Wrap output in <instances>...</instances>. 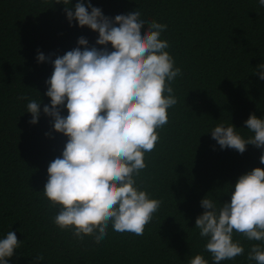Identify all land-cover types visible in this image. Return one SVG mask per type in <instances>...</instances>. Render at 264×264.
Segmentation results:
<instances>
[{"label":"trees","instance_id":"trees-1","mask_svg":"<svg viewBox=\"0 0 264 264\" xmlns=\"http://www.w3.org/2000/svg\"><path fill=\"white\" fill-rule=\"evenodd\" d=\"M77 2L68 6L74 11ZM91 3L111 18L139 8L146 22L167 25L160 38L169 42L166 51L182 70L172 83L178 102L168 109V123L157 129L159 140L145 153L147 167L136 177L139 189L161 201L160 207L143 235L118 233L110 224L99 244L92 236L80 241L53 223L60 206L52 207L42 191L48 165L62 156L68 138L43 112L51 104L45 95L51 61L76 47L83 50L80 37L89 46H103L96 45L97 32L70 24L57 0H0V239L14 231L20 241L8 264H188L198 254L214 264L204 247L207 238L195 228L205 211L202 199L222 206L240 175L264 169L259 160L264 149L250 144L241 154L222 149L211 136L223 124L248 139L254 133L245 121L253 113L264 118V80L255 73L264 63V7L259 0ZM40 52L48 58L43 63L37 60ZM22 96L41 103L38 123H29L32 114ZM61 114L68 115L66 106ZM233 239L244 254L220 264H256L248 253L264 241H250L235 230ZM38 255L43 261L35 260Z\"/></svg>","mask_w":264,"mask_h":264},{"label":"clouds","instance_id":"clouds-1","mask_svg":"<svg viewBox=\"0 0 264 264\" xmlns=\"http://www.w3.org/2000/svg\"><path fill=\"white\" fill-rule=\"evenodd\" d=\"M69 2L57 0L65 5L70 24L76 21L81 28L97 32L96 45L103 48L89 46L80 37L83 50L76 47L51 61L54 70L45 93L51 104L44 105L43 112L52 118L54 130L68 139L62 156L48 165L42 192L52 207L60 206L53 223L80 241L92 236L99 244L110 224L115 232L141 236L161 201L140 190L136 177L147 167L145 153L152 152L159 140L157 129L168 123V109L178 102L172 83L182 70L166 51L169 42L160 38L166 24L146 22L139 8L111 18L91 0H78L74 11ZM259 4L264 7V0ZM109 44L114 50L108 49ZM46 59L42 52L37 56L40 63ZM256 72L264 80V63ZM19 99L28 100L29 123H38L41 103L26 96ZM65 106L66 117L61 114ZM245 124L254 133L248 139L234 125L223 124L211 136L222 149L241 154L250 144L264 149V118L253 113ZM259 160L264 164V154ZM229 194L230 202L222 206L203 198L205 211L195 222L200 237L207 238L204 247L214 264L244 254L243 246L233 239L234 230L250 241H264V169L240 175ZM19 246L14 231L0 239V264H8ZM43 259L35 257L37 262ZM248 260L264 264V247L254 244ZM188 264L208 262L198 254Z\"/></svg>","mask_w":264,"mask_h":264}]
</instances>
